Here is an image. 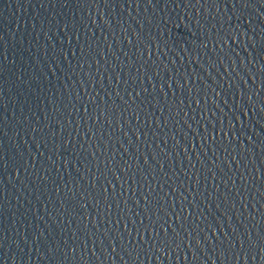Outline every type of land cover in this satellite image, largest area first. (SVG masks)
<instances>
[{
    "label": "water",
    "instance_id": "water-1",
    "mask_svg": "<svg viewBox=\"0 0 264 264\" xmlns=\"http://www.w3.org/2000/svg\"><path fill=\"white\" fill-rule=\"evenodd\" d=\"M0 264H264V0H0Z\"/></svg>",
    "mask_w": 264,
    "mask_h": 264
}]
</instances>
